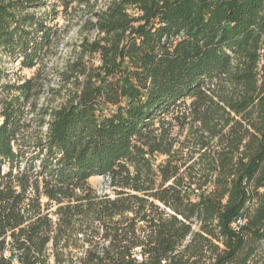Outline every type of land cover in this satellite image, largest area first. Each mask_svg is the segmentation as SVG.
Segmentation results:
<instances>
[{
    "label": "trees",
    "instance_id": "trees-1",
    "mask_svg": "<svg viewBox=\"0 0 264 264\" xmlns=\"http://www.w3.org/2000/svg\"><path fill=\"white\" fill-rule=\"evenodd\" d=\"M0 264H264V0H0Z\"/></svg>",
    "mask_w": 264,
    "mask_h": 264
},
{
    "label": "rangeland",
    "instance_id": "rangeland-1",
    "mask_svg": "<svg viewBox=\"0 0 264 264\" xmlns=\"http://www.w3.org/2000/svg\"><path fill=\"white\" fill-rule=\"evenodd\" d=\"M63 43L59 48L57 55L48 58L42 70L41 82L44 84L43 91L39 95L37 100L40 107H48L58 104L61 99L52 91V88H57L59 86V75L58 69L62 67L65 60L70 54L73 43L79 40V33L77 28H72L68 33L63 35ZM5 68L8 74L6 80H19L20 78H30L35 75L36 69H20L18 63L7 62L5 63ZM36 113V112H35ZM90 183L99 192L113 193L110 186V179L108 176L97 175L90 179Z\"/></svg>",
    "mask_w": 264,
    "mask_h": 264
}]
</instances>
